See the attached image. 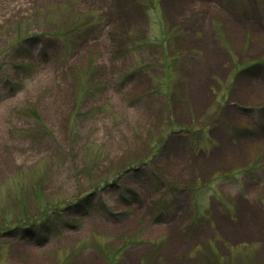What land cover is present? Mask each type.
<instances>
[{
  "label": "rangeland",
  "instance_id": "rangeland-1",
  "mask_svg": "<svg viewBox=\"0 0 264 264\" xmlns=\"http://www.w3.org/2000/svg\"><path fill=\"white\" fill-rule=\"evenodd\" d=\"M0 264H264V0H0Z\"/></svg>",
  "mask_w": 264,
  "mask_h": 264
}]
</instances>
